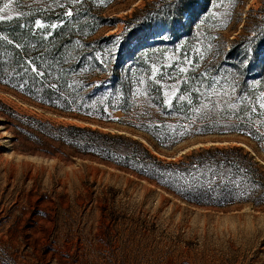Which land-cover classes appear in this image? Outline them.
Masks as SVG:
<instances>
[{
    "label": "rangeland",
    "instance_id": "374dc122",
    "mask_svg": "<svg viewBox=\"0 0 264 264\" xmlns=\"http://www.w3.org/2000/svg\"><path fill=\"white\" fill-rule=\"evenodd\" d=\"M169 2L0 0V28L14 18L33 19L31 37L39 43L55 41L56 29L69 20L83 25L66 39L71 53L95 51L109 68L133 66L132 51L149 56L162 79L144 83L130 98H165L174 114L168 121L195 129L166 146L137 128L138 110L107 109L101 120L80 119L79 103L56 109L34 99L40 93H25L27 81L18 78L25 71L14 75L9 65L16 59L3 58L0 264H264V0H206L204 8L185 11L178 20L189 30L176 33L169 29ZM246 52H258L255 62ZM63 80L57 73L33 78L56 89ZM49 124L90 129L165 162L184 161L202 148H230L248 159L261 186L245 201L196 204L55 140L44 132Z\"/></svg>",
    "mask_w": 264,
    "mask_h": 264
},
{
    "label": "trees",
    "instance_id": "16d2710c",
    "mask_svg": "<svg viewBox=\"0 0 264 264\" xmlns=\"http://www.w3.org/2000/svg\"><path fill=\"white\" fill-rule=\"evenodd\" d=\"M205 2L206 0L169 2L167 12L169 11L168 17L171 18L168 21L171 32L176 33L180 28L189 30L187 24L178 19L184 17L188 8L197 5L204 8ZM160 20L153 18L154 22ZM75 23L77 22L69 20L64 22V26L56 29L55 41L44 40L40 43L31 37L36 25L35 20L14 18L3 23L0 28V67H4L3 58H15L16 61L9 65L11 68L13 65L16 67L13 74L18 76L20 72H28L26 75L24 73L18 76L21 82L27 81L23 86L25 93L32 96L40 93V97L43 98L34 99L56 109H64L62 105L65 101H69L70 104L79 103L77 117L80 119L90 122L101 120L107 117V109H119L124 114L138 110L142 112V116L137 128L148 133L161 145L170 146L192 135L191 131H195L194 128L185 131L184 126L176 127L168 121V117H173L174 114L166 110L168 105L165 98H142L141 101L130 98L134 89L142 87L144 83L158 85L162 79L161 74L154 71L149 56L141 57L132 51L130 59L134 62L133 66L109 68L103 65L108 62L107 59L102 60L95 51L71 53L72 42L66 39L74 34L76 28L83 29V25ZM189 33L191 32H187L186 35ZM182 37L184 35L177 41ZM43 44L49 48L47 51L42 50ZM235 52V50L229 52L230 58L235 57ZM246 54L254 58L253 62L258 56V52ZM187 57L198 59L194 54ZM72 62L74 64H71ZM55 73L64 79L60 89L50 86L47 81L43 83L33 81V78L39 75L43 80H48ZM98 74L104 76L99 79ZM73 76H78L77 82H74ZM75 95L78 97L73 98ZM177 100L175 98L172 105H175ZM193 102L200 103L198 98H194ZM47 126L44 132L55 140L84 154L125 167L196 204L224 206L245 201L251 199L254 190L261 186L248 159L228 153L230 148H202L184 161L165 162L153 158L148 150L119 145L109 137L99 135L90 129L57 127L52 124Z\"/></svg>",
    "mask_w": 264,
    "mask_h": 264
},
{
    "label": "snow or ice",
    "instance_id": "6c2138e0",
    "mask_svg": "<svg viewBox=\"0 0 264 264\" xmlns=\"http://www.w3.org/2000/svg\"><path fill=\"white\" fill-rule=\"evenodd\" d=\"M7 7V5H5V8ZM69 15H71V13H68ZM4 17L0 16V19H3Z\"/></svg>",
    "mask_w": 264,
    "mask_h": 264
},
{
    "label": "bare ground",
    "instance_id": "6f19581e",
    "mask_svg": "<svg viewBox=\"0 0 264 264\" xmlns=\"http://www.w3.org/2000/svg\"><path fill=\"white\" fill-rule=\"evenodd\" d=\"M151 185V184H150Z\"/></svg>",
    "mask_w": 264,
    "mask_h": 264
}]
</instances>
